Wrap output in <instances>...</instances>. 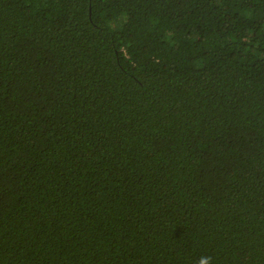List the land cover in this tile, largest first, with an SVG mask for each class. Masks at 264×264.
Masks as SVG:
<instances>
[{
	"label": "trees",
	"instance_id": "16d2710c",
	"mask_svg": "<svg viewBox=\"0 0 264 264\" xmlns=\"http://www.w3.org/2000/svg\"><path fill=\"white\" fill-rule=\"evenodd\" d=\"M264 264V0H0V264Z\"/></svg>",
	"mask_w": 264,
	"mask_h": 264
},
{
	"label": "clouds",
	"instance_id": "9594fccd",
	"mask_svg": "<svg viewBox=\"0 0 264 264\" xmlns=\"http://www.w3.org/2000/svg\"><path fill=\"white\" fill-rule=\"evenodd\" d=\"M198 264H211V258L210 257H207V256H202L198 260Z\"/></svg>",
	"mask_w": 264,
	"mask_h": 264
}]
</instances>
